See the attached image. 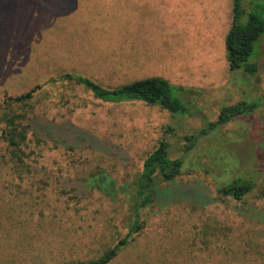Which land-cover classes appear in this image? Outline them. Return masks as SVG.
Here are the masks:
<instances>
[{
  "label": "rangeland",
  "instance_id": "obj_1",
  "mask_svg": "<svg viewBox=\"0 0 264 264\" xmlns=\"http://www.w3.org/2000/svg\"><path fill=\"white\" fill-rule=\"evenodd\" d=\"M242 7L264 17V0ZM231 9L232 0H0V98L55 71L105 86L158 75L195 112L44 86L30 101L23 162L0 142L1 262L63 264L113 246L132 223L143 160L165 138L181 171L157 177L142 229L110 264H264V33L249 59L256 72L230 70ZM239 101L257 106L185 151V136ZM238 177L254 183L241 200L218 192Z\"/></svg>",
  "mask_w": 264,
  "mask_h": 264
},
{
  "label": "trees",
  "instance_id": "obj_2",
  "mask_svg": "<svg viewBox=\"0 0 264 264\" xmlns=\"http://www.w3.org/2000/svg\"><path fill=\"white\" fill-rule=\"evenodd\" d=\"M262 12L263 10L258 11V9L246 12L242 7V0H232L231 25L225 38V50L230 70L242 69L249 74L256 72L257 64L249 62V59L255 55L257 48L255 45L264 33ZM60 82L79 84L88 90L94 98L106 103L140 101L148 105H157L175 115L190 116L195 113L176 94L182 93V87L173 85L162 76L132 78L118 85L105 86L98 80L73 70L55 71L54 74L34 83L22 93H4L0 98V123L3 124L0 142L6 144L13 160H17L19 163L23 162L22 145L25 143L27 133L32 126L30 117L27 116L28 109H31L30 101L44 86ZM256 106L254 102L248 103L246 101L223 106L216 120L207 122L199 131L185 136V151H189L197 140L210 130L219 128L230 120L251 112ZM169 147V142L165 138H161L157 146L143 160L142 169L134 187L131 212L133 219L126 234L118 238L113 246L104 250L96 258L69 261L63 264H110L117 257L133 236L142 229L143 223L140 212L155 201L157 177L164 182H169L181 171L183 160L170 157ZM253 186L254 183L251 179L238 177L220 186L218 192L224 197H231L238 201L250 192ZM4 245L0 244V251L7 252L6 246L8 244ZM8 262L3 263L0 260V263L3 264H9Z\"/></svg>",
  "mask_w": 264,
  "mask_h": 264
}]
</instances>
